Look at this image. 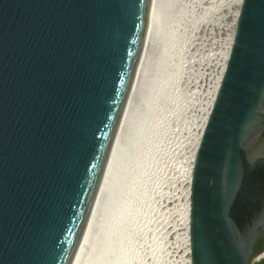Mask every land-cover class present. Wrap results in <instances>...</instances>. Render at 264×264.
<instances>
[{
	"label": "water",
	"instance_id": "95a60500",
	"mask_svg": "<svg viewBox=\"0 0 264 264\" xmlns=\"http://www.w3.org/2000/svg\"><path fill=\"white\" fill-rule=\"evenodd\" d=\"M150 7L0 0V264H74ZM188 202L190 264H251L264 250V0H243Z\"/></svg>",
	"mask_w": 264,
	"mask_h": 264
},
{
	"label": "rangeland",
	"instance_id": "374dc122",
	"mask_svg": "<svg viewBox=\"0 0 264 264\" xmlns=\"http://www.w3.org/2000/svg\"><path fill=\"white\" fill-rule=\"evenodd\" d=\"M233 3L194 0L192 11L169 21L177 35L167 52L171 83L157 96L162 107L153 112L143 156L133 164V187L140 188L130 198L136 224L127 225L133 264H185L187 175L233 26Z\"/></svg>",
	"mask_w": 264,
	"mask_h": 264
},
{
	"label": "bare ground",
	"instance_id": "6f19581e",
	"mask_svg": "<svg viewBox=\"0 0 264 264\" xmlns=\"http://www.w3.org/2000/svg\"><path fill=\"white\" fill-rule=\"evenodd\" d=\"M192 2L194 0H151L149 22L138 71L100 185L92 216L74 264H133L132 256L134 255H131L133 251L131 252L129 241L131 237L129 239L127 225L130 224L131 227V223H135L131 219L132 210L135 208L131 203L135 197L136 189L137 193L140 189L133 187V185L135 186L132 183L135 179L133 164L135 161H139L141 153L143 156L147 132L153 126V118L156 116L153 112L159 107L156 104L157 96L160 97V94L171 83V64L170 58L167 59V52L171 51L169 48L173 46L177 35L174 36L173 32L175 23L173 25L169 21L174 16V18H179L183 10L192 11ZM242 3L243 0H234L233 3L231 11L234 18L233 26L227 39V46L225 45L226 50L217 79L213 84L187 175L184 211L185 264H190L188 201L194 160L229 58ZM161 107L162 105L159 109ZM133 194L134 196L131 198ZM130 198L132 199L131 203Z\"/></svg>",
	"mask_w": 264,
	"mask_h": 264
},
{
	"label": "flooded vegetation",
	"instance_id": "af4514ba",
	"mask_svg": "<svg viewBox=\"0 0 264 264\" xmlns=\"http://www.w3.org/2000/svg\"><path fill=\"white\" fill-rule=\"evenodd\" d=\"M264 257V250L251 259V264L259 262Z\"/></svg>",
	"mask_w": 264,
	"mask_h": 264
}]
</instances>
